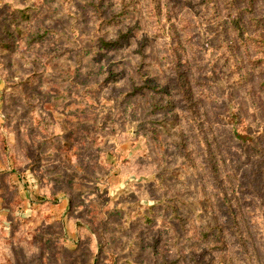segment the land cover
<instances>
[{"label": "trees", "instance_id": "trees-1", "mask_svg": "<svg viewBox=\"0 0 264 264\" xmlns=\"http://www.w3.org/2000/svg\"><path fill=\"white\" fill-rule=\"evenodd\" d=\"M16 1L23 0L5 4L9 20L0 27V51L33 71L22 74L13 85L22 89L42 85L75 88L80 102L88 109L84 114H92V103L83 85L74 81V73L51 77L40 68L34 55L18 51L20 46L46 45V38L52 36V59L62 61L65 55L72 54L79 66L92 62L99 71L100 65H105L101 79L94 83L96 92L109 89L120 105L131 98L143 99V112L134 132L143 130L148 143L154 146L156 141L173 135L174 153L182 168L197 179V199H185L184 195L171 192V183L181 179L182 174L162 151L161 166L151 183V191L158 195L156 200L145 209L136 210L134 217L117 208L107 213L118 212L133 228L140 223L152 226L162 219L173 226L168 236L155 235L150 239L143 237L145 228L138 226L127 243L128 262L264 264V203L252 208L248 194L257 191L250 184L243 185L219 144L221 126L210 116L212 105L221 101V87L243 95L250 113L260 123L248 147L263 163L258 172L264 193V0H54L44 13L63 22V29L40 25L28 31L24 25L32 20L37 7L32 2L14 4ZM80 20L90 26L88 47L79 41ZM137 31H143V35L131 50L135 55L131 67L114 70L111 66L115 52ZM41 76L44 79L39 84ZM114 82H121L123 88L117 96L118 85ZM29 98V93H23V103L34 107L36 103ZM49 101L59 109L70 98L61 92L50 93ZM226 109L231 132L236 136L238 115L231 103ZM93 115L84 123L92 122L99 113ZM39 122L45 134L41 141L54 146L60 138L64 143L63 135L47 121ZM103 124L120 130L113 118ZM99 138L102 142L115 140L111 135ZM25 140L29 142L26 132ZM87 140L91 143V139ZM9 148L0 124L1 159L9 155ZM35 155L34 166L38 160L46 164L42 161L45 154ZM46 156L52 157L53 153ZM91 190L85 188L82 193ZM187 211L194 214L192 221ZM208 212L212 213L211 220L203 221L201 214ZM98 226L93 239L104 248L108 244L105 227L102 223ZM80 227L82 224L77 223L76 232ZM190 242L200 244V249L186 250ZM142 252L143 263L131 261Z\"/></svg>", "mask_w": 264, "mask_h": 264}, {"label": "rangeland", "instance_id": "rangeland-1", "mask_svg": "<svg viewBox=\"0 0 264 264\" xmlns=\"http://www.w3.org/2000/svg\"><path fill=\"white\" fill-rule=\"evenodd\" d=\"M13 1L0 0V27L9 20L7 5ZM53 1L14 3L32 2L37 7L32 20L24 25L26 31L38 29L40 25L63 29V22L52 20L44 13L51 8L49 3ZM78 26L79 41L88 47L90 26L82 20ZM134 35L115 52L111 66L114 70L131 67V58L135 57L131 50L143 31ZM46 41V45L20 46L18 51L34 55L40 68L51 77L74 73V81L83 85L87 99L92 103L93 112L90 114L99 115L92 122L84 123L92 116L84 114L88 109L80 102L75 88L42 85L22 89L13 85L22 74L33 70L0 51V124L10 147L9 155L0 158V264H132L128 262L127 243L138 226L145 228L141 233L146 239L167 235L173 226L162 219L152 226L140 223L133 228L118 212L107 213L117 208L129 211L134 217L136 210L145 209L156 200L158 195L151 191V183L161 166L162 151L182 174L181 179L171 183V192H178L185 199H197V179L191 171L182 168L180 158L174 153L173 135L161 142L156 141L154 146L148 143L143 130L134 132L143 112V99L131 98L120 105L109 89L96 92L94 83L101 79L100 73L105 65H100L99 71L92 62L79 66L72 54L65 55L62 61L52 59L50 51L55 45L52 36ZM43 79L39 77L38 83L42 84ZM114 83L118 85L117 96L123 88L121 82ZM60 92L70 101L57 109L50 105L49 98L50 93L57 95ZM23 93H29V100L36 103L34 107L29 108L23 103ZM219 96L221 101L212 105L210 112L211 119L222 129L219 144L243 185L250 184L256 189V194H248L252 208L260 207L264 203L259 177L263 163L248 147L251 137L258 133L260 123L250 113L240 92L221 87ZM227 103L233 105V111L238 115L236 136L231 132ZM111 118L120 127L119 131L103 124ZM39 119L47 121L51 128L61 133L64 143L60 138L54 146L41 141L45 134ZM25 132L29 142L25 140ZM107 135L115 140L102 142L99 137ZM87 139H91V143ZM49 152L53 153L52 157L46 156ZM37 153L45 154L42 161L46 164L38 160L34 166ZM85 188L92 190L82 193ZM186 215L190 221L194 219L193 213L187 211ZM201 216L203 221L211 220L212 213H202ZM77 223L82 227L76 232ZM99 223L104 224L108 240L104 248L93 239ZM200 247L197 242H190L185 249L197 251ZM143 256L142 252L140 257L131 261L140 263Z\"/></svg>", "mask_w": 264, "mask_h": 264}]
</instances>
